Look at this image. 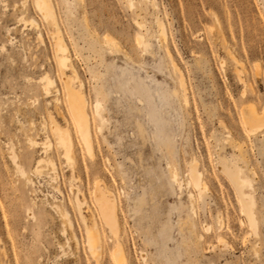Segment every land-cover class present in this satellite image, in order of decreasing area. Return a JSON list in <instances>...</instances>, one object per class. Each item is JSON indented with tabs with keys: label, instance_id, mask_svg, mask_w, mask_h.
Returning a JSON list of instances; mask_svg holds the SVG:
<instances>
[{
	"label": "rangeland",
	"instance_id": "obj_1",
	"mask_svg": "<svg viewBox=\"0 0 264 264\" xmlns=\"http://www.w3.org/2000/svg\"><path fill=\"white\" fill-rule=\"evenodd\" d=\"M52 1L84 82L74 88L90 100L94 150L69 116L63 75L72 71L59 69L54 29L35 0H0V264H115L117 240L103 222L98 263L86 244L92 212L82 197L91 201L97 182L118 199L129 264H264V127L251 133L244 119L249 105L264 113V0ZM58 127L75 143L70 159ZM195 157L201 193L188 185ZM233 160L249 181L256 230L222 170Z\"/></svg>",
	"mask_w": 264,
	"mask_h": 264
},
{
	"label": "bare ground",
	"instance_id": "obj_2",
	"mask_svg": "<svg viewBox=\"0 0 264 264\" xmlns=\"http://www.w3.org/2000/svg\"><path fill=\"white\" fill-rule=\"evenodd\" d=\"M22 1H23L22 3H24V1L28 2V0H22ZM147 1L151 2L152 0H147ZM35 2L37 5L36 7L39 8L37 10L41 11V12L40 11L39 12L43 14L45 21L49 24V26L51 28L54 29V31H52V38L54 39V45L56 47V52L58 53V56L61 55V57H59V59H57V60H59L58 63L60 64L59 69H60V67H61V69H64V67H66V68L70 67L71 68V71H72V77L70 76L71 78H68V76L66 77L63 75L64 80H65V84H66L65 96L67 97L69 116L72 119L73 126L75 127L79 136L81 137V140L85 146V149L89 153L93 154L94 141H93V137H92L93 135L91 133V131H92V114H91V110H90V100L80 90H77L76 88H74V79L79 80L81 88L84 86V82L80 77V73H79L78 68L75 66V64L72 61L70 51L68 48L69 46L65 43V41H64L65 39H63L64 37L62 38V35H61L62 31H61V27H60V22L58 20L57 15H56L57 12H55V10H54V7H55L53 5L54 2L52 0H35ZM23 21L25 22V20H23ZM30 22L29 23H30L31 27L36 31L37 40L40 43H43L44 42L43 32L40 29L41 24H39L38 20L35 18H32L30 20ZM157 26H158L159 37L162 38L163 41H165L167 38V29H166V25H165L164 21L161 19H158ZM105 41L108 45H110L112 47H117L116 40L113 37L107 35V37H105ZM136 43L143 50H147L149 48V45H150L149 40L147 39V37L144 34H138V36L136 37ZM167 53H168L169 57L171 58V52L168 48H167ZM230 54L232 55L233 53L231 52ZM232 56L234 57V55H232ZM173 66L176 70H178L177 64L174 61H173ZM179 79H180V86H181V89L183 91L182 96L184 97V100L187 102L188 101L187 91H186L184 77H183L181 72L179 73ZM50 84H53V83L51 82ZM60 100H58V101H60ZM94 106H95V113H97L98 115H101V111L103 108L102 102L100 100H98ZM263 114L259 111V109L256 106H254V105L248 106L247 112H245V115H244V119H245V123H246L248 131H250L251 133H256L257 131L261 130L262 127H264V116H263ZM100 117L102 118V116H100ZM65 118L67 119L68 117L65 115ZM56 123H58V122H56ZM60 130L61 129L58 127L57 128V132H58L57 134L60 138V143L65 148L66 154L68 155V157L70 159L71 158L70 154L75 149V143L72 140L73 138L70 136L71 133L69 134L67 131L62 132ZM236 147L239 150H241V148H242L241 146H238V145ZM41 162H44V160L39 161V166H41V164H42ZM48 162H49V165L52 166V169L54 171H56L57 167H56V164L54 163V161L51 160ZM224 162H226V161H224ZM231 162H234V163L232 165H226V164L222 165V170L236 184V186L239 190V193L241 194L242 211L244 212V214H246L253 230H256L257 225H256L255 214H254V202L245 190L249 184V181L243 175V169L237 163L238 161L233 160ZM37 173H38V171H37ZM188 175L190 176V180L188 182L189 186L194 185L197 189H199L200 193L202 191H206L208 189L207 183L204 180V172L200 168V161L197 157H195L191 161L190 169L188 170ZM172 177H173L174 181L177 182L181 186V183L179 181V172L175 166H172ZM107 192L108 191L104 187H102V185L99 182H97V183H95V187H93L92 200L90 201V199H88L85 194L82 197L83 198V205L88 207V209L92 212L90 223H89V221H87L86 217H84L81 213V215L84 217V223H85L86 244L88 246V249L90 251L91 256L98 263L99 258H101V255H104L102 253H104L103 250L105 249V243H106L105 238H104V234L101 230V222H103L108 228H110L112 234L115 236V238L117 240L115 245H114V248L112 250L113 261L115 262V264H129L130 261H129L128 251L126 249V245H125L124 240L121 239V237H120L121 236L120 235L121 226H120L119 219H118L119 202H118L116 195H114V194L110 195ZM189 196H190L191 204H192V212H193V214H196L197 209H196V211L194 209V206L196 205L195 204L196 203V197H195L194 192L189 191ZM77 201L79 202V200H77ZM78 204L82 205V204H80V202ZM64 215L65 216L69 215L68 209H66L64 211ZM68 217L66 219H68ZM218 219L220 222V228H222L223 220L220 219L219 216H218ZM70 226H71V228L73 227L72 224H70ZM194 226L195 225H193V232H196L195 231L196 228ZM207 229H210V228H207ZM74 237L77 238L76 234H74ZM197 238L200 239L201 237L199 235H197ZM221 238H222V236H221ZM0 248L4 251L3 246ZM144 257H145V255H144Z\"/></svg>",
	"mask_w": 264,
	"mask_h": 264
}]
</instances>
